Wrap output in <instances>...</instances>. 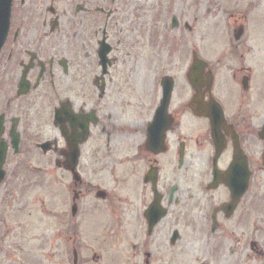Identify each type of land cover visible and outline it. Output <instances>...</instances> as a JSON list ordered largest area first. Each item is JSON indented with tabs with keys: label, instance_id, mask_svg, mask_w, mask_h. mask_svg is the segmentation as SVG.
I'll use <instances>...</instances> for the list:
<instances>
[{
	"label": "flooded vegetation",
	"instance_id": "1",
	"mask_svg": "<svg viewBox=\"0 0 264 264\" xmlns=\"http://www.w3.org/2000/svg\"><path fill=\"white\" fill-rule=\"evenodd\" d=\"M95 1L12 0L0 48V190L8 186L0 222L8 236L29 228L23 219L37 220L55 264H264V229L254 225L255 216L264 221V182L260 199L253 192L254 175L264 174V151L253 148L264 143V102L252 101L264 85L252 57L243 62L247 48L231 50L234 69L223 79L216 64L212 79L204 69L192 80L198 105L215 100L223 110L217 156L209 120L189 107L191 57L176 79L171 56L152 54L151 76L173 80L164 110V85L147 122L125 110V81L141 87L146 66L130 61L134 45L120 50L119 9ZM233 139L250 174L241 194L225 184Z\"/></svg>",
	"mask_w": 264,
	"mask_h": 264
},
{
	"label": "rangeland",
	"instance_id": "2",
	"mask_svg": "<svg viewBox=\"0 0 264 264\" xmlns=\"http://www.w3.org/2000/svg\"><path fill=\"white\" fill-rule=\"evenodd\" d=\"M99 2L100 0H96L94 5ZM110 8L119 9L115 17H118L122 29L120 50L132 51L133 48L128 46L134 45V52L132 51L129 56L130 61L136 64V69L140 61L146 66L144 84L136 88L132 81H125L121 91L125 110L138 116L141 121L147 122L150 119L149 111L158 99L160 79L164 73H158L154 77L150 74V64L154 55L149 53L156 48L158 59H163V55H168L172 49L171 55L177 57L173 59L184 60V55L187 58L189 52L197 50L198 55L205 60H213L214 63L219 60L218 77L223 79L231 73L235 65L232 61L234 54L231 56L228 54L231 51L228 47L230 34L232 33L234 38L235 30L242 27L243 33L239 42L232 41L233 49L235 51L237 48L240 50L247 48L243 62L248 66L252 57L251 72L255 80L260 77L257 86L264 85V71H259L263 70L264 64L257 62V56H264V0H116L110 3ZM172 16L178 24L177 27L171 28L170 32L168 26L171 24ZM173 37L176 39L175 48L174 42L169 44L170 38ZM170 61L173 62L172 59ZM180 62H173L174 68L170 69L173 74L169 73L176 79L182 72ZM261 90L264 93V88ZM252 101L264 102V99L259 97V90L257 92L256 87L252 92ZM254 113V122H260L261 109ZM253 148L255 151H264V143L260 144L254 140ZM253 182L254 197L260 199L264 174L256 173ZM6 188L8 186L0 191L5 192ZM28 201L29 199L25 204ZM30 207L32 209L34 205L30 203ZM0 217V221L5 219V214L1 213ZM31 221L37 220L23 219L22 222L29 225V228L24 226L23 233L14 237L8 236L6 224L0 222V232L4 233V236H0V264H55L52 238L45 234L42 240L37 226L32 225ZM31 225L34 228H30ZM254 225L259 231L264 229V221L260 216H255Z\"/></svg>",
	"mask_w": 264,
	"mask_h": 264
},
{
	"label": "water",
	"instance_id": "3",
	"mask_svg": "<svg viewBox=\"0 0 264 264\" xmlns=\"http://www.w3.org/2000/svg\"><path fill=\"white\" fill-rule=\"evenodd\" d=\"M9 7H10V0H0V21H5L7 19V17L5 15L8 14ZM0 32H1V30H0ZM164 86L166 89H169V86H170L169 82H166L164 84ZM203 114L205 116H208L211 119V122L213 123L212 124L213 134H214V137L216 138V131L215 130H217V128L219 127L220 116H219V118H217L214 115V113L212 116V114H210V112L206 111V110L203 111ZM215 140H217V139H215ZM237 152H238V150H236V152H235L236 157H237ZM233 165H232L233 167L238 166V164H233ZM233 167L231 168V179L229 180V182H230L231 187L236 188V187H239L241 185L242 173L238 172V171H234Z\"/></svg>",
	"mask_w": 264,
	"mask_h": 264
}]
</instances>
